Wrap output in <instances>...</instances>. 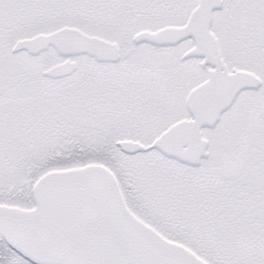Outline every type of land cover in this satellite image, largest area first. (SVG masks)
I'll use <instances>...</instances> for the list:
<instances>
[{
	"label": "snow or ice",
	"instance_id": "obj_1",
	"mask_svg": "<svg viewBox=\"0 0 264 264\" xmlns=\"http://www.w3.org/2000/svg\"><path fill=\"white\" fill-rule=\"evenodd\" d=\"M0 264H264V0H0Z\"/></svg>",
	"mask_w": 264,
	"mask_h": 264
}]
</instances>
